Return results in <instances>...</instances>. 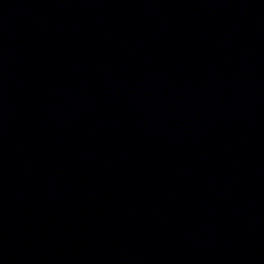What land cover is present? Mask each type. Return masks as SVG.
<instances>
[{"label":"water","instance_id":"water-1","mask_svg":"<svg viewBox=\"0 0 264 264\" xmlns=\"http://www.w3.org/2000/svg\"><path fill=\"white\" fill-rule=\"evenodd\" d=\"M0 264H264V0H0Z\"/></svg>","mask_w":264,"mask_h":264}]
</instances>
